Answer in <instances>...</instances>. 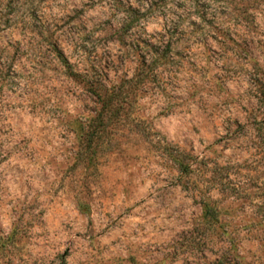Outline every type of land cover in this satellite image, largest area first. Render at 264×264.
I'll return each instance as SVG.
<instances>
[{
  "label": "rangeland",
  "instance_id": "obj_1",
  "mask_svg": "<svg viewBox=\"0 0 264 264\" xmlns=\"http://www.w3.org/2000/svg\"><path fill=\"white\" fill-rule=\"evenodd\" d=\"M0 264H264V0H0Z\"/></svg>",
  "mask_w": 264,
  "mask_h": 264
},
{
  "label": "trees",
  "instance_id": "obj_2",
  "mask_svg": "<svg viewBox=\"0 0 264 264\" xmlns=\"http://www.w3.org/2000/svg\"><path fill=\"white\" fill-rule=\"evenodd\" d=\"M147 56L148 54L146 56H140V58H142L141 65L144 69L141 70V73L137 75L136 79L141 82L143 80L151 78V76L155 77L156 75V72L152 69V66L147 65L148 62V59H146ZM59 57L61 62L66 67L69 77H71L73 80L76 81L81 80L82 83H84V86L87 88L88 92H90L94 97H96L98 102L101 104L102 111L95 119V121L99 122V124L102 125L108 120V116L113 111V109L117 108L119 105L122 106V104L127 103L128 98L127 97L121 98V96L118 95L116 86H114L113 84H109L107 80L100 78H89L87 75L81 74L71 66V64L62 54H60ZM166 58H167V53L165 52L161 55H158L157 60L155 59L153 62L155 63L160 62L166 60ZM105 128L106 125L104 128H100V130L95 132L96 134L87 135L88 139L90 138L91 140V137L100 136V133H102Z\"/></svg>",
  "mask_w": 264,
  "mask_h": 264
}]
</instances>
